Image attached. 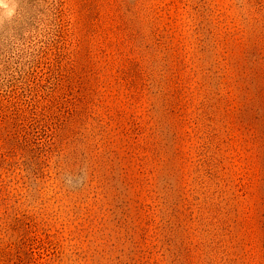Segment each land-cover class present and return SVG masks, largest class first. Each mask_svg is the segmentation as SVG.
<instances>
[{
  "label": "rangeland",
  "instance_id": "1",
  "mask_svg": "<svg viewBox=\"0 0 264 264\" xmlns=\"http://www.w3.org/2000/svg\"><path fill=\"white\" fill-rule=\"evenodd\" d=\"M0 264H264V0H0Z\"/></svg>",
  "mask_w": 264,
  "mask_h": 264
}]
</instances>
